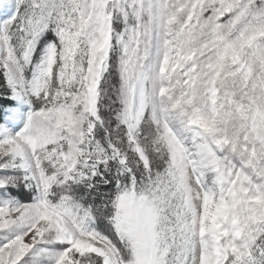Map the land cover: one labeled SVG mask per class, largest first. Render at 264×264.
<instances>
[{
    "label": "snow or ice",
    "instance_id": "6c2138e0",
    "mask_svg": "<svg viewBox=\"0 0 264 264\" xmlns=\"http://www.w3.org/2000/svg\"><path fill=\"white\" fill-rule=\"evenodd\" d=\"M0 264H264V0H0Z\"/></svg>",
    "mask_w": 264,
    "mask_h": 264
}]
</instances>
